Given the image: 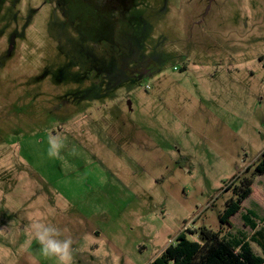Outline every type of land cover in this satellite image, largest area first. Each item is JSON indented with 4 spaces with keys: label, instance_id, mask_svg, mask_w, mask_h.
Wrapping results in <instances>:
<instances>
[{
    "label": "rangeland",
    "instance_id": "rangeland-1",
    "mask_svg": "<svg viewBox=\"0 0 264 264\" xmlns=\"http://www.w3.org/2000/svg\"><path fill=\"white\" fill-rule=\"evenodd\" d=\"M61 1L0 0V264H57L26 243L37 217L72 264H149L202 227L261 255L241 216L264 228V173L218 216L264 151V0H131L115 44Z\"/></svg>",
    "mask_w": 264,
    "mask_h": 264
},
{
    "label": "trees",
    "instance_id": "trees-1",
    "mask_svg": "<svg viewBox=\"0 0 264 264\" xmlns=\"http://www.w3.org/2000/svg\"><path fill=\"white\" fill-rule=\"evenodd\" d=\"M251 172V177L244 178L239 185L232 187L230 184L226 187V190L232 188V195L226 200L224 209L218 216L221 226L231 227V217L240 211L243 201L252 192V176L264 173V151ZM253 216L252 212L247 211L241 217L244 224L254 230L249 239L260 247L261 255L254 253L249 240L228 239L221 235L220 230L202 227L199 229L200 242L187 239L181 232L176 237V243L168 245L149 264H264V228L255 230L256 225L250 218Z\"/></svg>",
    "mask_w": 264,
    "mask_h": 264
},
{
    "label": "clouds",
    "instance_id": "clouds-1",
    "mask_svg": "<svg viewBox=\"0 0 264 264\" xmlns=\"http://www.w3.org/2000/svg\"><path fill=\"white\" fill-rule=\"evenodd\" d=\"M48 155L56 157L60 154L63 148L64 141L62 138L54 135H49L48 140ZM31 234L26 241L30 246L35 240L39 245L40 255L44 258H54L57 264H72V238L64 236L62 230L51 223L45 222L37 217L31 223ZM32 264H38V261L33 258Z\"/></svg>",
    "mask_w": 264,
    "mask_h": 264
},
{
    "label": "flooded vegetation",
    "instance_id": "flooded-vegetation-1",
    "mask_svg": "<svg viewBox=\"0 0 264 264\" xmlns=\"http://www.w3.org/2000/svg\"><path fill=\"white\" fill-rule=\"evenodd\" d=\"M131 0H68L66 2L61 1V3L58 5L62 10L64 15L68 18L71 19L70 15H73V9L74 8H84L87 9L86 11H92L95 12L96 15L98 14V11L102 13L100 15L102 19V25H100L99 28L97 26L95 27V30L98 31L102 29V26H105L104 23L107 21L109 24V31H105L103 36H100L101 40H105L107 43H114L115 44V39L118 40L117 35L114 33V28L117 24L116 20L113 18V16L110 15L111 11L115 12H122V9L128 8ZM82 12V15L84 14V17L87 16L88 14L84 11ZM105 12V13H103ZM107 13V17H106ZM105 14V16L103 15ZM79 26V25H77ZM100 34V33H99ZM120 43V41L118 40ZM118 47V46H117ZM128 48V47H127ZM129 50V49H128ZM133 73V72H132Z\"/></svg>",
    "mask_w": 264,
    "mask_h": 264
},
{
    "label": "crops",
    "instance_id": "crops-1",
    "mask_svg": "<svg viewBox=\"0 0 264 264\" xmlns=\"http://www.w3.org/2000/svg\"><path fill=\"white\" fill-rule=\"evenodd\" d=\"M250 212V211H249ZM191 231V230H190ZM193 231H195V230H193Z\"/></svg>",
    "mask_w": 264,
    "mask_h": 264
}]
</instances>
